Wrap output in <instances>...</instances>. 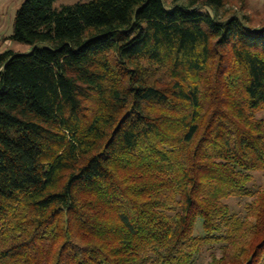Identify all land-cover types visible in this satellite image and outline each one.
Returning a JSON list of instances; mask_svg holds the SVG:
<instances>
[{
	"label": "trees",
	"instance_id": "obj_1",
	"mask_svg": "<svg viewBox=\"0 0 264 264\" xmlns=\"http://www.w3.org/2000/svg\"><path fill=\"white\" fill-rule=\"evenodd\" d=\"M56 1L0 53V264H264V20Z\"/></svg>",
	"mask_w": 264,
	"mask_h": 264
},
{
	"label": "rangeland",
	"instance_id": "obj_2",
	"mask_svg": "<svg viewBox=\"0 0 264 264\" xmlns=\"http://www.w3.org/2000/svg\"><path fill=\"white\" fill-rule=\"evenodd\" d=\"M80 1L89 0H57L55 7H61L63 4H73ZM24 0H0V53L13 49L18 53H29L33 51L36 45L23 43L12 39L13 26L16 13ZM226 8L231 14H249L256 20H264V0H227ZM223 13V11H221ZM47 43H38L37 46L44 47ZM256 180L254 186L263 183L264 173L256 172ZM235 211L244 213L245 199L232 198L229 200ZM217 253L219 249L216 248ZM211 250H205L201 257L198 258L196 264H207L211 259Z\"/></svg>",
	"mask_w": 264,
	"mask_h": 264
}]
</instances>
